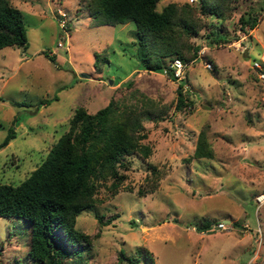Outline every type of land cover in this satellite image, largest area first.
Wrapping results in <instances>:
<instances>
[{
	"label": "rangeland",
	"instance_id": "374dc122",
	"mask_svg": "<svg viewBox=\"0 0 264 264\" xmlns=\"http://www.w3.org/2000/svg\"><path fill=\"white\" fill-rule=\"evenodd\" d=\"M10 1L23 13L27 44L0 49V143L14 133L0 148V183L17 185L40 165L79 106L95 113L135 89L154 113L141 141L147 158L129 157L118 193L101 187L76 227L91 234L96 214L114 218L91 251L70 262L131 264L122 252L132 264H149L146 253L152 264H264V206L257 215L254 201L264 192V89L251 68L264 56V0H234L226 20L201 15L204 27L189 39L197 57L185 63L180 82L143 68L135 22L97 24L89 0ZM169 2L198 4L160 0L157 9ZM248 14L257 26L243 31L239 18ZM179 83L184 105L177 109ZM200 132L212 158H192ZM205 220L211 225L201 233ZM225 220L233 228L218 230ZM29 233L23 218L0 216V264H31Z\"/></svg>",
	"mask_w": 264,
	"mask_h": 264
},
{
	"label": "trees",
	"instance_id": "16d2710c",
	"mask_svg": "<svg viewBox=\"0 0 264 264\" xmlns=\"http://www.w3.org/2000/svg\"><path fill=\"white\" fill-rule=\"evenodd\" d=\"M159 1L89 0L88 8L97 24L135 22L141 65L155 72L167 68L172 60L164 64L162 56L172 55L183 63L197 57L199 47L192 46L189 39L204 27L201 15L226 20L235 8L234 0H198L195 6L169 2L158 10ZM239 24L246 31L254 29L257 20L252 14L241 15ZM150 41L156 48L149 45ZM214 41L212 38L210 42ZM26 44L22 11L10 0H0V49ZM182 88L179 83L177 109L184 105ZM137 92L134 89L123 97H111L95 113L84 106L75 108L67 130L50 147L40 165L17 185L0 183V216L20 217L30 223L26 256L31 264H72L70 257L91 251L100 228L114 218L96 214L97 231L91 234L76 227L78 215L96 205L101 187L112 196L118 193L130 169L129 157L136 152L145 158L149 155V147L141 141L148 136L144 122L152 121L154 113L148 108L149 99ZM47 102L49 99L43 103ZM12 138L14 133L10 132L0 148ZM213 153L205 133L200 132L192 158H212ZM157 170L151 166L150 174L156 175ZM138 192L144 195V191ZM205 221L200 231L210 227V220ZM120 256L134 262L122 252ZM145 256L152 264L151 255Z\"/></svg>",
	"mask_w": 264,
	"mask_h": 264
},
{
	"label": "built area",
	"instance_id": "2783aa9c",
	"mask_svg": "<svg viewBox=\"0 0 264 264\" xmlns=\"http://www.w3.org/2000/svg\"><path fill=\"white\" fill-rule=\"evenodd\" d=\"M196 0H188V2L192 3ZM64 16V14H61ZM64 24V21H61V25ZM185 63H183L178 58H173L169 63L168 67L162 70V73L166 76H169L171 79L176 80L178 82L182 81L184 79V71H185ZM208 67H210V64H207ZM251 68L254 70L257 80L259 81L260 85L264 89V56H260L258 58H255L251 63ZM254 201L257 204L256 213L258 215V211L260 207L264 206V192L260 191L254 195ZM259 219L257 218V221ZM233 222L229 221H218L215 224V227L218 230L228 231L233 228L232 225ZM244 229L248 228L247 224L243 225ZM193 230L196 231V227L193 226ZM201 233H204V231H200Z\"/></svg>",
	"mask_w": 264,
	"mask_h": 264
},
{
	"label": "water",
	"instance_id": "95a60500",
	"mask_svg": "<svg viewBox=\"0 0 264 264\" xmlns=\"http://www.w3.org/2000/svg\"><path fill=\"white\" fill-rule=\"evenodd\" d=\"M81 77H88V75L84 74V73H81L80 74ZM110 83H112V81H110ZM228 221V220H227Z\"/></svg>",
	"mask_w": 264,
	"mask_h": 264
},
{
	"label": "crops",
	"instance_id": "0c3cea01",
	"mask_svg": "<svg viewBox=\"0 0 264 264\" xmlns=\"http://www.w3.org/2000/svg\"><path fill=\"white\" fill-rule=\"evenodd\" d=\"M225 221H227V220H225ZM228 221H229V220H228ZM223 254H224V253L222 252V254H221V255H222V260H224V256H223Z\"/></svg>",
	"mask_w": 264,
	"mask_h": 264
}]
</instances>
